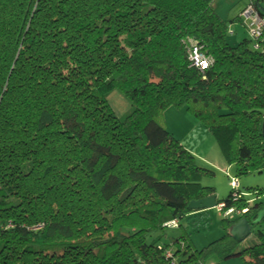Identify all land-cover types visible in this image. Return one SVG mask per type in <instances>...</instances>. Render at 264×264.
I'll return each mask as SVG.
<instances>
[{
    "label": "trees",
    "instance_id": "obj_1",
    "mask_svg": "<svg viewBox=\"0 0 264 264\" xmlns=\"http://www.w3.org/2000/svg\"><path fill=\"white\" fill-rule=\"evenodd\" d=\"M215 1L0 0V264H264V189L245 194L238 181L264 174V0L245 5L260 37L246 24L252 40L235 47ZM190 40L213 59L208 70L192 66ZM114 91L131 104L123 118ZM170 109L234 168L232 180L222 170L226 199L167 130ZM209 197L220 240L197 251L185 231L167 236L206 214L188 207ZM241 221L252 247L230 235Z\"/></svg>",
    "mask_w": 264,
    "mask_h": 264
},
{
    "label": "rangeland",
    "instance_id": "obj_2",
    "mask_svg": "<svg viewBox=\"0 0 264 264\" xmlns=\"http://www.w3.org/2000/svg\"><path fill=\"white\" fill-rule=\"evenodd\" d=\"M248 0H216L214 10L224 22H227V43L230 46H237L243 40H252L249 30L246 29L244 21L236 20L240 17ZM108 102L114 111L115 115L123 118L128 115L132 108L129 101L119 92L114 91L108 98ZM176 111V109H170ZM180 111V110H179ZM183 113L186 114L184 110ZM172 112L166 114L167 130L181 141L183 146L197 159V164L214 173L213 176H205L202 180L204 187H212L216 189L217 198L224 200L228 197L231 191L230 180L223 169L229 168V174L232 179H235L234 168L226 163L224 167L214 168L207 161L206 156H209L212 162L224 161L219 149L216 146L215 140L205 131L203 126H200L189 114L187 120L181 118H173L170 116ZM193 123H196L193 126ZM198 125V127H197ZM209 160V159H207ZM209 160V161H210ZM241 186V191L246 193V189H264V174H251L238 180ZM221 217L217 209L207 211L206 214L197 217H188L181 223V229L166 230L169 238L179 237L183 231L190 236V242L195 250L200 251L210 244L220 240L223 237L221 228ZM264 231V227L261 228ZM161 236V235H160ZM167 241H161L164 244ZM258 240L254 235H251L241 245V248H249L257 244ZM215 260H209L208 264H213ZM224 264H243L239 258L231 259Z\"/></svg>",
    "mask_w": 264,
    "mask_h": 264
},
{
    "label": "built area",
    "instance_id": "obj_3",
    "mask_svg": "<svg viewBox=\"0 0 264 264\" xmlns=\"http://www.w3.org/2000/svg\"><path fill=\"white\" fill-rule=\"evenodd\" d=\"M240 17L243 19V21L251 28V35L254 38L260 37V33L262 30V22L259 20L258 16L255 14L253 8L251 6L246 7L243 12L241 13ZM188 54H189V60L192 63V66L199 69L200 71L204 72L209 69V67L213 63V59L210 57L205 56L201 49L199 48L198 44L194 42L193 40H190L188 42ZM234 189H238L239 184L237 182H234L232 184ZM219 211L223 210V206L218 207ZM234 213L233 211H228L225 216L230 217ZM168 227L175 229L177 227L176 223L170 224ZM167 258L170 259L171 255L168 254Z\"/></svg>",
    "mask_w": 264,
    "mask_h": 264
},
{
    "label": "water",
    "instance_id": "obj_4",
    "mask_svg": "<svg viewBox=\"0 0 264 264\" xmlns=\"http://www.w3.org/2000/svg\"><path fill=\"white\" fill-rule=\"evenodd\" d=\"M216 208H217V198L209 197L200 201L192 202L189 205L188 210L194 213L195 212L198 213V212L210 211ZM263 217H264V210L259 215L258 222L262 220ZM251 234H252V226L247 221L239 222L234 227H232L230 231L231 237L239 245L242 244L246 239H248L251 236Z\"/></svg>",
    "mask_w": 264,
    "mask_h": 264
},
{
    "label": "crops",
    "instance_id": "obj_5",
    "mask_svg": "<svg viewBox=\"0 0 264 264\" xmlns=\"http://www.w3.org/2000/svg\"><path fill=\"white\" fill-rule=\"evenodd\" d=\"M170 112H172L171 114H170V116H172L173 118H175V119H177L178 117L179 118H183V119H185V120H187V118H188V115H186L185 113H183V111H179V110H176V111H170V110H168L167 112H166V114H169ZM166 114H165V118H166ZM166 122H167V120H166ZM194 124H196V123H193V126H196V125H194ZM167 127H168V125H167ZM197 127H198V125H197ZM180 141V140H179ZM181 142V141H180ZM207 159H209L210 160V158H209V156H206V161L212 166V167H214V168H219V167H224V162L223 161H214V162H212V160H207Z\"/></svg>",
    "mask_w": 264,
    "mask_h": 264
}]
</instances>
